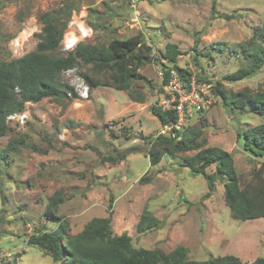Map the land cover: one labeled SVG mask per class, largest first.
I'll use <instances>...</instances> for the list:
<instances>
[{
    "label": "rangeland",
    "instance_id": "374dc122",
    "mask_svg": "<svg viewBox=\"0 0 264 264\" xmlns=\"http://www.w3.org/2000/svg\"><path fill=\"white\" fill-rule=\"evenodd\" d=\"M42 14L64 24L63 35L78 33L75 25L68 27L71 18L83 23L91 32L80 40L84 43L105 44L140 32L151 53L138 69L142 77L131 80L133 99L126 91L90 86L87 98L45 97L24 104L22 121L6 119L9 128L0 136V264H62L26 243L33 231L56 226L46 220V205L57 190L62 201L56 214L67 220L70 233L91 217L107 216L111 195L112 231L128 234L135 247L168 252L182 245L187 257L197 260L224 254L243 262L264 257V216L233 218L218 179L206 194L204 176L191 175L182 165L196 150L163 153L155 165L147 154L148 137L161 125L151 107L159 99V71L170 66L163 55L167 42L182 52L177 66L195 78L231 90L264 87V65L248 78L224 79L248 64L241 45L255 29L253 38L264 47V0H138L132 7L130 0H0V63L35 48ZM49 54L72 57L71 74L90 70L74 49L63 50L61 41ZM58 79L66 83L68 77L62 72ZM263 121L250 105L227 109L217 96L189 118L176 141L205 138L204 146L230 152L242 184L264 159V151L255 156L244 148L242 132ZM214 170V165L206 168ZM142 175L149 180L140 182ZM143 208L161 220L159 228L136 232Z\"/></svg>",
    "mask_w": 264,
    "mask_h": 264
},
{
    "label": "trees",
    "instance_id": "16d2710c",
    "mask_svg": "<svg viewBox=\"0 0 264 264\" xmlns=\"http://www.w3.org/2000/svg\"><path fill=\"white\" fill-rule=\"evenodd\" d=\"M41 22L40 31L36 33L38 41L35 48L20 57L0 63V136L5 135L9 128L6 116L23 111L26 102H37L45 97H64L72 90L67 83L58 81V77L65 70L74 67L73 58L49 54L58 47L65 25H60L48 14H42ZM257 31L255 29L252 37L241 45L248 64L226 74L225 80L232 82L248 78L264 65V47L253 38ZM258 35L261 36L260 33ZM218 49L223 50L221 46ZM74 53L82 63L90 66L89 71L78 72L89 87L100 85L126 91L128 97L133 99L129 93L131 80L142 77L138 69L150 57L151 47L142 34L137 32L123 38L113 37L105 44L79 42ZM181 53L176 44H165L163 55L167 62L185 81H189L193 75L176 64ZM162 69L164 77L161 84L167 81L169 74L168 66ZM195 80L211 83L213 92L221 97L227 109H242L250 105L254 113L264 115V87L251 89L243 86L231 90L226 89L219 81L213 82L201 76H197ZM72 97H76L73 91ZM151 112L161 123L174 121L176 118L172 111L161 110L156 105L151 107ZM179 134L180 131H177L175 135L148 137L147 154L150 165H155L163 153L196 150L184 157L182 165L188 168L191 175L204 176L208 187L206 194L213 190L214 182L218 179L223 185L224 202L233 218L245 220L264 216V159L251 169L249 180L240 184L230 152L218 146H204L205 138L178 143L176 138ZM242 136L245 149L252 151L255 156L262 155L264 121L246 128ZM210 165H214L215 170L207 173L206 168ZM145 180H149V177L142 175L139 178L140 182ZM61 201L62 193L58 190L48 197L46 220L54 222L56 226L49 230L33 231L28 235L26 243L38 247L44 254L53 260H60L62 264H264V257L243 262L233 254L210 256L204 260L190 259L187 257L186 247L182 245L168 252L159 248L135 247L128 234H114L112 231L111 195L107 216L91 217L79 231L70 233L67 220L56 214L57 205ZM160 224L161 220L147 208H143L135 230L145 233L159 228Z\"/></svg>",
    "mask_w": 264,
    "mask_h": 264
},
{
    "label": "built area",
    "instance_id": "2783aa9c",
    "mask_svg": "<svg viewBox=\"0 0 264 264\" xmlns=\"http://www.w3.org/2000/svg\"><path fill=\"white\" fill-rule=\"evenodd\" d=\"M138 0H130V5H135ZM134 8V7H133ZM75 25L77 34L70 30L67 34L64 33L61 45L63 50L75 49L80 40H86L91 32L83 25L77 22L74 18L68 21V27ZM76 68H69L65 70L68 77L66 83L72 88L68 95H72V91L76 93L79 98H87L89 86L87 82L77 74H71ZM167 81L161 84L159 99L156 106L164 111H172L175 114V120L161 123L155 135H175L177 131L183 129L187 121L193 115L201 113L208 108L217 99L211 83L197 82L194 76H191L189 81H185L177 72L176 69L168 66ZM160 76L164 77L162 70L159 71ZM26 115L25 111L12 112L6 116V119H20L23 120Z\"/></svg>",
    "mask_w": 264,
    "mask_h": 264
}]
</instances>
